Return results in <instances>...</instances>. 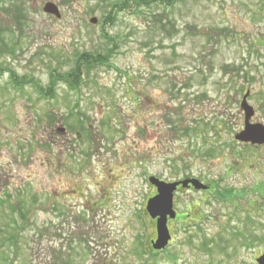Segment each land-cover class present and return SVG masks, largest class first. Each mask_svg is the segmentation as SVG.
I'll list each match as a JSON object with an SVG mask.
<instances>
[{"label": "rangeland", "instance_id": "1", "mask_svg": "<svg viewBox=\"0 0 264 264\" xmlns=\"http://www.w3.org/2000/svg\"><path fill=\"white\" fill-rule=\"evenodd\" d=\"M109 1L121 0L0 2V198L26 214L0 207V264H257L264 146L235 137L247 91L264 126L263 0H182L102 26ZM111 50L109 66L82 67L78 92L59 83L40 99L10 83L47 88L79 55ZM150 177L235 192L178 193L173 241L153 252Z\"/></svg>", "mask_w": 264, "mask_h": 264}, {"label": "water", "instance_id": "2", "mask_svg": "<svg viewBox=\"0 0 264 264\" xmlns=\"http://www.w3.org/2000/svg\"><path fill=\"white\" fill-rule=\"evenodd\" d=\"M264 2V0H263ZM44 12L61 17L60 11L55 4L48 3L44 7ZM97 20L92 19L91 23L96 24ZM249 93L244 97L242 102V109L246 114L245 130L236 135L235 139L241 143L251 144L253 146L264 145V126L261 124H251V119L255 115L254 109L247 103ZM149 182L157 188V195L150 199L147 203V213L153 220H157L156 232L157 240L152 242V248L155 251H162L167 248L169 242L172 240L168 228V220H174L177 214L174 210V194L179 187L188 189L193 187L197 191H207L209 186L203 184L197 179H188L176 183H167L151 177ZM257 264H264V255L256 260Z\"/></svg>", "mask_w": 264, "mask_h": 264}, {"label": "trees", "instance_id": "3", "mask_svg": "<svg viewBox=\"0 0 264 264\" xmlns=\"http://www.w3.org/2000/svg\"><path fill=\"white\" fill-rule=\"evenodd\" d=\"M6 1H13V0H0V2H6ZM182 0H121L118 3H113L111 1H109L108 6L110 8V12L108 15H105L104 18L101 21V25H113L115 18L113 17L114 13L115 14H119L121 12H124L126 10H132V9H136V8H142V7H151L153 5H158V6H164V7H174L176 6L178 3H180ZM105 27V26H104ZM112 52L114 51H109L106 53V55H101L98 54L96 56L94 55H90L87 53H84L82 55H79L77 58V63L75 65V70L72 72H68L66 74H62L60 76L57 77H50V85L47 86V88H43L42 86H40L38 84V82H36L34 79H30L28 81H26L24 78H18V76L15 75V73H11L10 77H11V81L10 83L14 86V88L23 91L25 88V85L30 84L32 85V87H35V91L38 94L39 98L41 99H54L56 96V88L55 86L58 85L59 83H63L66 86H68V88L71 91H79L80 88V84L82 81V77H83V71L81 70L82 67L86 68L87 70H89L91 68V65L94 64H101L103 66H109L108 60L110 57V54H112ZM2 71L0 70V76ZM188 178V177H187ZM214 191V187L220 185L219 181H214L212 184H209ZM264 186V185H263ZM261 187V185L259 186ZM217 189V187H216ZM217 193L219 194V196H222V198H224L225 196H227L228 194H230V196H233L235 190L232 188H218L217 189ZM6 199H1L0 198V207L3 206H9V209H11L14 212H18L19 209H21L20 211V216L22 219L26 220V214L23 212V208L25 206V203L22 204V206L19 205H14L11 201V195L9 193L5 194ZM183 217V216H182ZM18 238L14 236H12L10 242L12 246H16L18 244L17 242ZM151 249V248H150ZM153 251V250H152Z\"/></svg>", "mask_w": 264, "mask_h": 264}, {"label": "flooded vegetation", "instance_id": "4", "mask_svg": "<svg viewBox=\"0 0 264 264\" xmlns=\"http://www.w3.org/2000/svg\"><path fill=\"white\" fill-rule=\"evenodd\" d=\"M103 152H104V147H103ZM103 170H104V162H103ZM184 191H186V192H188V191H193V188L191 187V188H189V189H187V190H183L181 187H179L178 188V190H177V192H176V194H175V197H176V195L178 194V193H182V192H184ZM211 192H214L213 191V188L212 187H210V190L209 191H206V192H201V193H204V194H206V193H211ZM157 195V190H156V188H154V193H153V196L152 197H154V196H156ZM177 212V211H176ZM102 213H104V196H103V209H102ZM182 218V216L181 215H179V213L177 212V219L176 220H179V219H181ZM152 222H153V224H154V230H153V232L151 233V237L149 238V243H150V245H151V243H152V241H155L156 240V238H157V234H156V220H152ZM171 223V220H169V222H168V225ZM170 229V228H169ZM171 231V230H170ZM171 235H172V233H171ZM172 241H173V236H172ZM172 243V242H171ZM150 248L152 249V246H150Z\"/></svg>", "mask_w": 264, "mask_h": 264}]
</instances>
